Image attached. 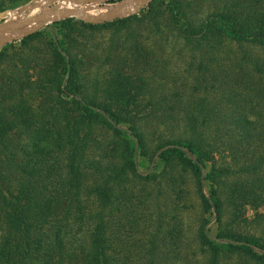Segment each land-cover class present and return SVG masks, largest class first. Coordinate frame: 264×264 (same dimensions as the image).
Segmentation results:
<instances>
[{
    "label": "trees",
    "instance_id": "obj_1",
    "mask_svg": "<svg viewBox=\"0 0 264 264\" xmlns=\"http://www.w3.org/2000/svg\"><path fill=\"white\" fill-rule=\"evenodd\" d=\"M17 1L0 0V12ZM144 26L173 37V54L140 38ZM99 31L111 33L106 47L92 43ZM255 48L264 51V0H152L125 17L58 19L1 46L0 264H185L182 177L201 206V264H264V232L240 227L247 206L264 202V52ZM176 53L196 64V82L190 94L158 97L150 68ZM94 57L105 74L84 73ZM174 96L163 123L180 131L151 145L142 121ZM99 130L111 137L95 157ZM167 176L173 223L147 206Z\"/></svg>",
    "mask_w": 264,
    "mask_h": 264
},
{
    "label": "rangeland",
    "instance_id": "obj_2",
    "mask_svg": "<svg viewBox=\"0 0 264 264\" xmlns=\"http://www.w3.org/2000/svg\"><path fill=\"white\" fill-rule=\"evenodd\" d=\"M85 2L86 5H94V6H98V5H102V7L97 8L94 7L92 8L91 6L88 7V11L94 13V15H90V16H98V15H102V14H106V13H111L113 12L116 8H118L120 6V4H128L131 2V0H83ZM134 1V0H133ZM38 3V0H19L16 3L13 4H9V6L6 8L8 9H19V8H23L25 6H28L30 8H28L26 10V12H28L27 18H30L32 16L38 15L41 12L45 11V9L39 8L37 11L33 12V9L36 7V4ZM135 4L134 7L132 9L135 8ZM145 6V5H144ZM143 7V6H142ZM121 14L120 17H125V16H129L132 15L130 13H124ZM73 17L75 19H81L79 16H70ZM67 18V17H66ZM6 20L4 18L0 19V25L5 23ZM54 22V21H53ZM52 22L48 23L51 24ZM47 24V25H48ZM46 26V25H45ZM44 27V26H43ZM150 32H149V30ZM142 35L140 36V38H142L143 40L149 41V43L156 47V45H158L159 43H161L162 45L167 47V52H170L171 54H173V46L175 44H173V37H169L167 39V36H161V32H159L158 30L152 29L150 27H146L144 26L143 28H141ZM160 33V34H159ZM111 33L109 31H99V32H95L93 35V40L92 43H94L96 45V47H98L100 44H102L101 46L106 47L107 43L109 41V37H110ZM4 36H16V33L10 29L6 30L4 32ZM1 38V36H0ZM16 38L10 39L9 41H6L4 44L9 43V42H13V40H15ZM168 40V41H167ZM168 42V43H166ZM4 44L0 45L3 46ZM16 46L18 47V45L16 44ZM13 49V48H11ZM87 51V49H85ZM255 50L258 51V53L261 55L263 54V50L259 49V48H255ZM13 51V50H12ZM11 51V52H12ZM102 54L103 55V49H99L98 55ZM100 57V56H98ZM105 57V56H104ZM168 58L165 59V62L163 65H165L164 69L162 70V68H159V71L157 69L152 70L150 68V73H155L156 76H160V84H163L162 86H159L160 84L158 83L156 86L157 88L159 87L160 89L158 91H156V96L160 97L162 95H164V93H168L169 95H171V93L173 92H182L184 90H186L188 92V94L191 93V90L193 88L194 83L196 82V80L194 79L195 76V65L196 64H191L190 62V58L186 57V54L183 53H176L174 56H167L164 54L163 58ZM161 58V59H163ZM95 59V63L92 65V67L90 68H86L84 70L89 72L92 74V72H101L102 74L106 73V69L104 67V65L101 63V58H96ZM164 61V60H163ZM165 82V83H164ZM174 99H180L178 98V96H174L171 98H168V100L165 102V107H162V109H160L158 111V117L155 116L151 117V115L147 118H145L142 123H143V130L145 131V134L147 136V138H149V142L152 144H154L155 142H157L159 140V138H161L162 136H169L172 135V132H176L178 131L179 133V129L177 127H175L173 129V126L176 125L177 121L176 120H170L169 123H163L165 122V120H167V116L164 112V109L168 107V105L172 104V101ZM188 97L181 96L180 101H176L175 103L178 106H181L182 104L185 105L186 100H188ZM171 103V104H170ZM182 103V104H180ZM37 104V102H36ZM42 106V103H41ZM149 109H151V107H149ZM150 111H144L143 114L148 115ZM165 114V115H164ZM173 130V131H172ZM28 132L27 134H24L23 136H21L20 134H18L19 138H25L26 140L32 136V134ZM111 133H107L103 130H99V132H96V134L94 135L95 138H97L98 140V147H95L96 145H92V147L94 146L95 149H97V152L95 153V157H98L99 152H103L101 150V148H104L106 146V144L108 143V140L110 139ZM102 140V144L99 143V140ZM176 175H178L176 173ZM169 176L163 178L161 180L160 183L154 184L153 187L155 190H160L161 192V196L158 199H153L151 201V203H147L148 201H145V203H143L144 208L145 204L147 203V206L150 210V214H152V212H155L154 214H157L156 212L158 210H162L161 212H168V217H166V221L168 222H174L172 215L175 216V211L172 207L173 205H175V203L173 204L171 202V199H173L175 196V193H173L169 188V184L172 185V181L171 179H168ZM179 185H183L186 190L187 193L185 194L184 197V201L182 203H180L178 209L181 212L180 213V217L183 221V223L185 224V236L186 239L184 241V247H183V253L184 256H189L190 257V261L186 262L185 264H201L200 261H202V257H199L198 253H200V249H199V244L197 242L196 239V233L198 232L199 229V223H200V218L202 216L201 214V206H200V202L199 199L196 195L195 192V186L192 183L190 178H184L182 177L181 181L178 183L177 187ZM133 190H137L136 185L131 184L130 186ZM175 202V199H174ZM182 208V210H180ZM147 210V209H146ZM164 214V213H163ZM259 214H264V202H260V204L256 207V206H251L248 205L247 206V212H246V217H247V222L246 224H243L242 230L243 231H249V232H253V233H261L264 232V219H262ZM154 216V215H152ZM208 217L212 218V214L208 213ZM154 218H156L154 216ZM165 221V222H166ZM155 222V219L152 221ZM210 229L212 231L213 234H215L218 231V223L215 219L212 220L211 224H210ZM183 243V242H182ZM224 264H234V260H230V261H225Z\"/></svg>",
    "mask_w": 264,
    "mask_h": 264
},
{
    "label": "water",
    "instance_id": "obj_3",
    "mask_svg": "<svg viewBox=\"0 0 264 264\" xmlns=\"http://www.w3.org/2000/svg\"><path fill=\"white\" fill-rule=\"evenodd\" d=\"M150 1H152V0H136L135 8L132 9L131 11H126L124 13L134 14L142 6L148 4ZM121 5H123V4H120V6ZM120 6L118 8H116L111 13H106V14L93 16V17L90 15H85L86 11L89 9L88 7L85 8L84 11H82L84 14L73 13L71 10H60L59 8L54 7L49 12L43 11L40 14L32 16V17L27 18L25 20L8 21V22H5V23L0 25V36H1L0 45L4 44L6 41H9L10 39L19 38L21 36L31 34L35 31L39 30L43 26L47 25L50 22H53V21L58 20V19L70 17V16H79L81 19L86 20V21H96V20H99L101 18H106V19L117 18V17H120L121 14H123L122 13L123 11H121ZM91 7L92 8H94V7L100 8V7H102V5L91 6ZM59 11H60V13L58 14ZM5 12H6L5 10L0 12V19L3 18V16L5 15ZM49 13L56 14V15L53 18H51L49 16ZM32 22L35 24L30 28H26V26ZM8 29L14 31L16 33V36L15 37L14 36H4V32Z\"/></svg>",
    "mask_w": 264,
    "mask_h": 264
},
{
    "label": "bare ground",
    "instance_id": "obj_4",
    "mask_svg": "<svg viewBox=\"0 0 264 264\" xmlns=\"http://www.w3.org/2000/svg\"><path fill=\"white\" fill-rule=\"evenodd\" d=\"M136 0H131L128 4H123L120 6L121 11H131L134 7ZM94 6V5H86L83 0H38L36 7L33 9V12L37 11L39 8L45 9L46 12H49L52 8L57 7L60 10H71L73 13L84 14L82 11L85 8ZM60 11L58 12V14ZM48 14V13H47ZM56 14L49 13V16L53 18ZM85 15H94V13L90 11H86Z\"/></svg>",
    "mask_w": 264,
    "mask_h": 264
},
{
    "label": "built area",
    "instance_id": "obj_5",
    "mask_svg": "<svg viewBox=\"0 0 264 264\" xmlns=\"http://www.w3.org/2000/svg\"><path fill=\"white\" fill-rule=\"evenodd\" d=\"M30 8L28 6H25L23 8H19V9H8L5 10V15L3 16V18L6 20V22L8 21H20V20H25L27 19V15L28 12H26V10ZM35 23H30L26 26V28H30L34 25Z\"/></svg>",
    "mask_w": 264,
    "mask_h": 264
}]
</instances>
